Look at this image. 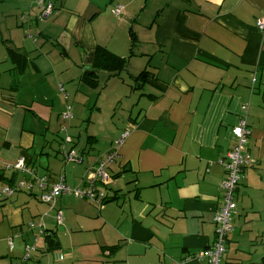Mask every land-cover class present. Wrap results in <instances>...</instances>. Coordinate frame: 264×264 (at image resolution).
<instances>
[{"label":"crops","instance_id":"1","mask_svg":"<svg viewBox=\"0 0 264 264\" xmlns=\"http://www.w3.org/2000/svg\"><path fill=\"white\" fill-rule=\"evenodd\" d=\"M75 1L14 0L0 11V190L35 176L86 187L100 157L128 135L108 168L112 183L96 184L108 196L102 204L62 194L52 207L37 186L0 195V264H209L195 254L216 240L225 159L244 104L250 159L222 264H264V34L256 27L264 0L149 3L143 21L154 52L142 55L158 56L152 66L133 61L135 24L151 0ZM18 3L29 7L19 13ZM98 46L128 57L127 69L95 67ZM145 69L148 93L131 85ZM68 106L72 116L63 118ZM87 114L90 134L75 137ZM63 127L71 136L64 148ZM104 127L116 133L101 144ZM66 148L82 160H65ZM21 158L34 175L9 168Z\"/></svg>","mask_w":264,"mask_h":264},{"label":"built area","instance_id":"2","mask_svg":"<svg viewBox=\"0 0 264 264\" xmlns=\"http://www.w3.org/2000/svg\"><path fill=\"white\" fill-rule=\"evenodd\" d=\"M36 1L39 5L45 4V0ZM53 8V3L46 4V12L48 14L53 11ZM123 8V5H117L115 13H120ZM256 27L262 34H264V18H260L257 20ZM62 90L64 91V88H62ZM68 108L69 109L63 113V118H69L72 116L70 112V107ZM242 110L245 115H243L239 122L233 127V135L235 142L233 147L227 152L225 159V168L227 171V176L222 184V188L224 191V203L214 217V221L216 224V240L210 248L204 249L199 253L195 254V257L200 260L207 258L209 264L223 263V257L227 251V242L229 234L233 231L234 228L232 221L233 215L237 212L235 192L242 178L244 177L245 167L249 164V129L246 118V114L248 112V105L244 104L242 106ZM64 129L65 128H63V130ZM127 135L128 132L123 133L122 136L114 142L115 146H113L112 149L109 150L105 155L100 157L96 170V177L92 179L86 187H72L66 182L64 177L50 185L45 177L35 176L31 182L21 181L19 184H13L2 187V189L0 190V195L9 196L14 194L18 190H31L34 186H37L42 190L39 195V198L42 201L49 203L52 207H54L55 200L62 194H69L74 195L76 197L88 198L94 202H97L98 204H102V202L107 199L108 196L106 192L99 189L96 184L100 183L105 186L112 183V177L108 171V168L112 163L116 161L117 157L119 156L116 148L123 143L124 138ZM66 141L71 142V136H67ZM63 154L65 160L67 161H80L83 158L75 154L73 151L68 150L67 148L63 150ZM9 168L20 171L22 170L23 172H28L34 175V169L27 165L26 160L24 158L19 159L13 164H10ZM59 219H62L61 215H59ZM33 226L34 223H31V227ZM44 230V226L41 225L40 232L43 233ZM10 242L11 247H13L12 240ZM29 251H31V248L29 249Z\"/></svg>","mask_w":264,"mask_h":264},{"label":"rangeland","instance_id":"3","mask_svg":"<svg viewBox=\"0 0 264 264\" xmlns=\"http://www.w3.org/2000/svg\"><path fill=\"white\" fill-rule=\"evenodd\" d=\"M72 1H75V0H72ZM108 1H110V0H108ZM75 2H77V1H75ZM71 3H68V4H71ZM149 3H150V5H154L155 0H151L150 2H148L147 11L142 15V17H141L142 19L139 21V23L135 24V29L137 31V34H139V40H138L137 45L135 47V51L139 55V58L134 57L133 61H134L135 64L144 62V64L152 66L153 62H155V64H156V62L158 60V56H154V57L151 58V57L148 56V54L145 55V56L142 55V52H145V51L154 52V46L151 45L152 43H148V42H152V38L149 37L150 35H149L148 31H147L148 29L144 28V25L146 24V21H143V18L147 17L148 16L147 14H149V9H150ZM18 4H19V7H18V10H19L18 12L19 13H21L23 10H25L24 7H29L25 3H18ZM12 6H16L14 0H0V11L1 10L9 11ZM108 19H109V23L112 25V22H113L112 16H109L107 14V20ZM113 27H116V26L112 25V26H110V29L113 28ZM150 54H152V53H150ZM140 59H141V61H140ZM150 60H152L151 63H150ZM138 72H140V71H138ZM104 80L105 79H101L102 82ZM134 80H132L131 85H132L133 88L135 87V89H136V87H138L140 82L135 83ZM111 85H112V88L111 89L109 88V90L111 91L110 97L113 95V92H114V88L113 87L115 86V83H113ZM103 86L106 87L105 81L102 84V87ZM144 89L146 90L147 93L150 92V86L148 84H145V88ZM128 91H130V90H128ZM72 102H73V100H72ZM108 104L113 107L116 103L109 101ZM75 105H79L80 106V104H78V103H75ZM122 109L125 110V106L124 105L118 108V113L115 115V120H117L118 122H120V121H122L124 119L125 112H123ZM88 117H89V114H87V116L85 117V121H84L85 123L83 122V126L82 125L80 126L77 123L76 127H72L73 131L75 132V135H74L75 137H78L79 133H82L83 135H85V138H87L88 134H90L88 131H86V126H87L86 125V119ZM104 118H108V117L104 116ZM114 133H116L115 129L114 130H112V129L108 130L106 127H104L103 131L98 132L97 135L100 136V142H102L101 144H104L105 142H108V140H110L111 137L114 136ZM56 150H58V148ZM86 234H87L86 231H82L81 232V235H86ZM78 237L81 238L83 236H78Z\"/></svg>","mask_w":264,"mask_h":264},{"label":"trees","instance_id":"4","mask_svg":"<svg viewBox=\"0 0 264 264\" xmlns=\"http://www.w3.org/2000/svg\"><path fill=\"white\" fill-rule=\"evenodd\" d=\"M127 64H128V57H122V56L112 52L111 50H109L108 48H106L104 46H98L97 47L94 65L98 69H107V70L111 71V73L113 75H115V74H120L123 70L127 69ZM87 74L88 75H87L86 81L91 83L92 86H95L97 84L98 80H95V78H90V75L92 73H87ZM149 74H150V71L148 69H145L139 73L137 78H140V83H141L140 87H143L146 82L151 81V79H149ZM137 80H139V79H137ZM68 107H70V106H68ZM63 128H65V127H63ZM64 130H66V129H64ZM64 130L62 129V131H60V133L63 135V137L61 139V146L62 147L69 143L66 141V137L68 135L67 136L64 135V133H66V131H64ZM10 180H14V178H11ZM106 200L107 199H105L104 202Z\"/></svg>","mask_w":264,"mask_h":264},{"label":"water","instance_id":"5","mask_svg":"<svg viewBox=\"0 0 264 264\" xmlns=\"http://www.w3.org/2000/svg\"><path fill=\"white\" fill-rule=\"evenodd\" d=\"M141 84V83H140ZM140 84L138 85L140 87Z\"/></svg>","mask_w":264,"mask_h":264}]
</instances>
